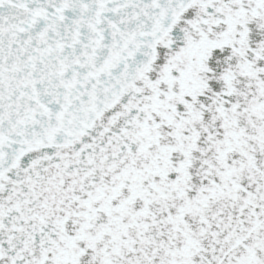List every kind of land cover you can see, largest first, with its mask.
<instances>
[{
	"label": "snow or ice",
	"instance_id": "6c2138e0",
	"mask_svg": "<svg viewBox=\"0 0 264 264\" xmlns=\"http://www.w3.org/2000/svg\"><path fill=\"white\" fill-rule=\"evenodd\" d=\"M0 264H264V0H0Z\"/></svg>",
	"mask_w": 264,
	"mask_h": 264
}]
</instances>
